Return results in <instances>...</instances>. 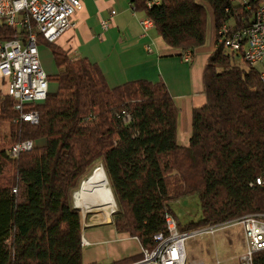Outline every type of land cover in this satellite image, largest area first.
I'll list each match as a JSON object with an SVG mask.
<instances>
[{
	"label": "trees",
	"instance_id": "trees-1",
	"mask_svg": "<svg viewBox=\"0 0 264 264\" xmlns=\"http://www.w3.org/2000/svg\"><path fill=\"white\" fill-rule=\"evenodd\" d=\"M147 1L131 4L181 53L205 45L206 5L214 15L206 101L193 109L189 145L177 141L180 110L163 80L110 87L97 63L73 59L39 36L56 73L48 77L46 100L24 106L26 113L38 112V124L21 121L17 102L0 93V264H95L84 261L83 214L73 193L100 164L117 205L116 233L150 250L157 235L169 234L166 214L174 200L197 195L202 225L264 213V85L257 68L217 40L224 24L247 25L257 1L251 9L233 0H160L152 7ZM19 34L0 24V40ZM25 140L35 148L12 158L9 148ZM253 264H264V250Z\"/></svg>",
	"mask_w": 264,
	"mask_h": 264
},
{
	"label": "built area",
	"instance_id": "built-area-1",
	"mask_svg": "<svg viewBox=\"0 0 264 264\" xmlns=\"http://www.w3.org/2000/svg\"><path fill=\"white\" fill-rule=\"evenodd\" d=\"M130 2L134 13L133 5ZM253 0H233L237 5L251 9ZM253 16L247 25L238 26L235 21L224 24L217 32L218 43L230 53H239L250 66L257 68L264 85V0H256ZM160 0H148V7ZM83 8L82 0H0V24H6L20 33L18 39L0 40V81H3L1 94H7L17 102L20 120L38 124L36 111L24 112L27 104H38L46 100L50 91L49 75L40 58L39 36L49 43H55L66 31L75 29V16ZM140 25L144 34L155 29L154 21L142 14ZM103 29L108 21L102 22ZM188 60H190L188 58ZM5 88V89H3ZM129 116L124 118L128 121ZM36 146L32 140L18 142L8 150L12 158L31 151ZM261 184V180L257 181ZM168 236H156L158 245L150 250L141 246L142 258L130 264H186L185 242L197 233H214L231 223L240 224L246 243V251L241 255V264H253V255L264 250V213L248 214L226 222L209 224L196 233H182L174 218L167 212ZM84 229L91 225L85 215ZM83 246L89 245L82 234Z\"/></svg>",
	"mask_w": 264,
	"mask_h": 264
},
{
	"label": "crops",
	"instance_id": "crops-1",
	"mask_svg": "<svg viewBox=\"0 0 264 264\" xmlns=\"http://www.w3.org/2000/svg\"><path fill=\"white\" fill-rule=\"evenodd\" d=\"M82 2V10L75 16V29L63 33L54 44L68 52L73 59L88 58L97 63L110 87L134 80H163L180 110L177 141L182 146H188L193 109L206 101L203 73L214 47L205 44L193 53H181L168 46L155 29L144 34L140 25L142 14L134 13L128 0ZM103 21H108L106 29L102 27ZM40 47L48 48L44 45ZM49 54L52 57L50 49ZM53 71L47 72L48 75L55 74L56 67ZM109 226L114 229L112 224ZM92 236L93 240L85 237L89 242L84 248L86 263H96L97 259L104 261L110 256L112 263L117 259L140 254H131L118 248L106 250L102 247L101 252L95 256L93 251L87 253L86 247L109 246L127 240L139 241L121 235L114 239L106 238L105 235H100L103 238L99 239L96 237L98 233Z\"/></svg>",
	"mask_w": 264,
	"mask_h": 264
},
{
	"label": "rangeland",
	"instance_id": "rangeland-1",
	"mask_svg": "<svg viewBox=\"0 0 264 264\" xmlns=\"http://www.w3.org/2000/svg\"><path fill=\"white\" fill-rule=\"evenodd\" d=\"M206 9L207 37L205 44L207 46H213L215 49L216 29L214 15L209 6L206 5ZM40 56L46 72H54L55 64L49 54V49L40 47ZM2 85L3 81H0V89L2 88ZM116 209L117 205L113 211H116ZM169 209L170 214L176 220L179 230L182 233H196L204 226L209 225L200 224V221L205 218L206 215L203 211L200 198L197 195L174 200L170 203ZM99 214H101L99 211H89L86 214H83V217L85 215L87 223L94 226L88 229H83V235L89 240H93L94 238L92 235L96 233H98V236L96 237H99V239L103 238V235L109 239L118 238L119 236L115 229L109 226V224H111L113 213L110 214L108 221H101L100 216H98ZM102 247L106 250L109 248H111V250L118 248L130 252L131 254L141 252V247L136 240L119 241L110 244L109 246L94 245L93 247H86V252L90 253V251H93L96 256V254L101 252L100 249ZM185 249L187 255L186 264H241L240 257L246 251L244 232L240 224L231 223L227 227L219 229L213 234L197 233V235L188 238L185 242ZM83 252L85 254V251ZM111 260V256L104 259V261H102V259H97L95 264H111Z\"/></svg>",
	"mask_w": 264,
	"mask_h": 264
},
{
	"label": "bare ground",
	"instance_id": "bare-ground-1",
	"mask_svg": "<svg viewBox=\"0 0 264 264\" xmlns=\"http://www.w3.org/2000/svg\"><path fill=\"white\" fill-rule=\"evenodd\" d=\"M74 202L82 211H99L101 221H108L115 208V199L103 166L86 177L74 194ZM174 225H178L174 219Z\"/></svg>",
	"mask_w": 264,
	"mask_h": 264
},
{
	"label": "water",
	"instance_id": "water-1",
	"mask_svg": "<svg viewBox=\"0 0 264 264\" xmlns=\"http://www.w3.org/2000/svg\"><path fill=\"white\" fill-rule=\"evenodd\" d=\"M99 166V165H98ZM98 166H96L94 169H93V171H92V173H94L95 171H96V169L98 168ZM102 166V165H101ZM91 173V174H92ZM80 187H81V184H80ZM74 194H75V192H74ZM74 194H73V204H74V207L75 208H77V209H80L78 206H76V204H75V202H74ZM115 211H112V213H114ZM87 212H85V211H83V214H86Z\"/></svg>",
	"mask_w": 264,
	"mask_h": 264
}]
</instances>
